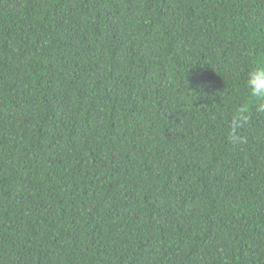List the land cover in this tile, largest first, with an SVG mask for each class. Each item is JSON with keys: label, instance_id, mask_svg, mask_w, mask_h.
Wrapping results in <instances>:
<instances>
[{"label": "trees", "instance_id": "trees-1", "mask_svg": "<svg viewBox=\"0 0 264 264\" xmlns=\"http://www.w3.org/2000/svg\"><path fill=\"white\" fill-rule=\"evenodd\" d=\"M258 60L264 0H0V264H264Z\"/></svg>", "mask_w": 264, "mask_h": 264}, {"label": "clouds", "instance_id": "clouds-1", "mask_svg": "<svg viewBox=\"0 0 264 264\" xmlns=\"http://www.w3.org/2000/svg\"><path fill=\"white\" fill-rule=\"evenodd\" d=\"M244 89L251 110L264 117V60H258L247 70L244 78ZM250 118L248 106L238 111L230 121V135L235 141L238 138L236 130L247 125Z\"/></svg>", "mask_w": 264, "mask_h": 264}]
</instances>
